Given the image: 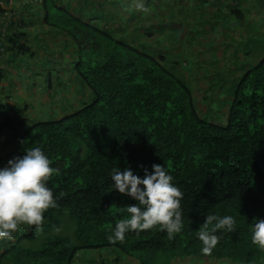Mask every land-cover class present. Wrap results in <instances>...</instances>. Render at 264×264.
Returning <instances> with one entry per match:
<instances>
[{
	"label": "trees",
	"instance_id": "obj_1",
	"mask_svg": "<svg viewBox=\"0 0 264 264\" xmlns=\"http://www.w3.org/2000/svg\"><path fill=\"white\" fill-rule=\"evenodd\" d=\"M60 1L42 0L38 5L14 0L10 8V0H0V17H5L0 19L5 30L0 32V48L13 62L35 54L29 37L31 25L37 24L35 7L44 10L42 16L51 27V9L67 14ZM86 1L75 0V6H84ZM19 4L20 11L16 10ZM83 24L82 33L75 29V37H83L74 45L75 50L90 51L89 61L84 72L76 71L90 90L91 100L70 114L37 123L26 115L27 108L18 110L5 103L0 110L4 115L0 120L4 132L0 135V168L23 157L27 148L40 147L51 166L59 169L47 181L56 207L45 214L68 210L76 220L81 245H72L63 236L46 238L14 264L82 262L83 250H105L106 255L98 257L99 264L155 260L156 264H264V250L251 242L252 224L264 219V54L252 49L243 55L256 60L225 78L231 88L224 101L226 112L216 106L221 114L204 116L192 87L175 75L177 63L168 60L167 54H149L125 38L121 42L117 28L108 29V23L107 31L92 27L91 33L86 31L89 25ZM151 30H147L148 39L156 34V29ZM5 72L0 71V82L9 78ZM3 141L10 150L3 148ZM154 164L166 167L183 194L182 231L170 237L156 226L139 234L126 233L123 242L110 243L108 235L128 215L125 207L135 203L115 191L111 170L130 168L143 178ZM207 215H230L236 224L231 232L215 233L219 243L206 256L198 232ZM33 227L1 245L0 264L14 254L17 244L32 237Z\"/></svg>",
	"mask_w": 264,
	"mask_h": 264
},
{
	"label": "rangeland",
	"instance_id": "obj_2",
	"mask_svg": "<svg viewBox=\"0 0 264 264\" xmlns=\"http://www.w3.org/2000/svg\"><path fill=\"white\" fill-rule=\"evenodd\" d=\"M89 1L91 0H87L84 3V6H75V4L72 3V0H63V6L67 11L65 16H62L58 12L56 13L55 9H51L49 24L51 27L41 29L42 31L48 32L45 36L42 35L44 38L37 35H34L33 37L29 36L34 45L32 51H40L35 58L36 64H29L26 67L16 66L19 71L22 70L27 73L24 77H15L12 75L13 70L17 69L12 68L13 70L11 69L9 78L7 77L5 81L2 82L3 84H1V86L3 85L6 88V92H8L11 97H14V94H18L19 96L25 94V97L23 98L26 100V103L30 104V111L26 114H29V118L33 123L58 119L59 116H61V112L64 114H70L71 108L78 107L80 109L85 103L91 100L90 90L86 84L80 81V77L77 76L76 71V69L80 72L85 71L86 64L89 61V54L87 52L90 51L87 49L81 51L78 49L75 50L76 45H74V43H76V40L83 37L81 36L82 34L75 37L76 28L78 34H80L82 33V30H84V27H86L83 23H86L89 25V30L86 31H88L87 33H91L92 27L104 28L108 23L109 29L110 26L112 27V24L113 26L118 27V22L121 23V21H124L122 22L123 26H120L123 32H129L133 28L135 31H141V33L145 35L148 32L147 30L155 28L152 23L149 26L148 20L160 18L158 17L160 15L159 8L155 9L152 14H150L151 10L147 7H156L155 2H157V0H149L147 2H143L144 0H142V2L145 3V10H138L136 8V4L141 2V0ZM24 2L29 3L28 0ZM100 4L102 5L101 7H99ZM168 5L169 4L167 3V5L162 8L166 9L168 8ZM20 6L22 5H17L16 10L20 11ZM149 14L150 16L148 17ZM41 22L43 26L46 25L45 18H42ZM166 22H169V20L160 19V25ZM169 23H167V26ZM140 26L142 30L140 29ZM117 33L118 31L116 32V35ZM47 37L50 38L49 42L46 40ZM158 38L159 35L156 34L155 39L158 40ZM119 39L121 42H125L124 37ZM128 40L133 42V37L128 38ZM142 41V39L138 38L139 44H141ZM249 42L253 43L252 40L245 41L243 46L245 47ZM104 44L105 43H103V46ZM259 44H261V41H259ZM258 47L264 50L260 45ZM161 52L162 51L159 49L157 53L160 54ZM242 52L246 53V51ZM259 52L263 53V51ZM153 54L156 55L155 53ZM1 57L2 56H0V58ZM26 60L29 61V59ZM190 61L191 57L181 54L179 57V64L174 67L172 66L177 77L183 80V76L180 73L181 69H186L188 64L191 65ZM233 66H240V64H234ZM225 81L226 79L224 76L220 79L216 78V87H220V85L223 87ZM187 83L189 84V81H187ZM227 89L228 91H231V88ZM19 100L18 105L24 106L25 103L21 102V97ZM206 104V102H200L199 106L203 110H209L210 107H207ZM44 215L46 216L39 228L32 226V237L17 244L14 254L11 255V257L4 259L3 264H14L15 259H18L20 256H25L32 249L39 248L46 238L50 237L63 236L67 241L72 243V245H81V242L76 238V220L70 216L68 210L61 213L56 211L52 214L47 212V214ZM20 226L12 234L14 238L21 236L20 233L22 230L24 234L29 230L30 232L32 230L29 225L21 224ZM6 242H13V238L7 237L5 240L1 237L0 247L2 244H6ZM2 250L3 248H0V252H2ZM80 254L81 259L79 260L82 262L74 260L72 264H99L98 262H100V259L98 257H104L106 251L100 250L95 252L83 250ZM156 263L155 260L150 261L148 264Z\"/></svg>",
	"mask_w": 264,
	"mask_h": 264
},
{
	"label": "clouds",
	"instance_id": "obj_3",
	"mask_svg": "<svg viewBox=\"0 0 264 264\" xmlns=\"http://www.w3.org/2000/svg\"><path fill=\"white\" fill-rule=\"evenodd\" d=\"M147 1L149 0L143 2ZM217 1L212 0V2ZM143 2L141 0L136 4L138 10H145V3ZM147 7L151 10L150 14L157 9V7ZM120 24L118 27L112 24L110 29L117 28L118 35L121 37L119 33ZM166 27H169V24ZM165 28L162 35L166 38L152 41L153 38L148 39L146 33L143 37H139L143 40L141 44L135 37H133V42L128 38L125 39L152 55L160 49L162 51L160 54H167L168 60L173 61L169 54L172 53L175 46L177 48L178 43L183 42V38L176 36L175 41L174 38L167 36L173 29L167 31ZM140 29L142 30L141 26ZM138 32L141 33V31ZM156 34L160 35L158 32ZM176 34H179V31ZM141 35L143 34L141 33ZM3 55L6 53L0 54V56ZM174 62L178 65L179 59ZM172 63L169 67L173 65ZM229 85V83H224L223 87L213 85L211 88L217 89V94L212 96L213 99L208 98L209 96H206L205 100L197 99L198 105L200 102H206V106L210 107L209 110L200 108L202 115L218 116L226 112L225 103L219 101V95L222 94L220 91L225 92V88H229ZM195 97L198 98L196 95ZM216 106H221V113L215 108ZM77 109L78 107L75 108V110ZM3 117L4 115L0 113V120ZM3 134L4 132L1 131L0 135ZM10 147L8 143L3 141V148L10 150ZM152 169L151 173L145 171L143 178L136 175L130 168L124 170L113 168L111 170L110 178L113 181L112 186L115 191L132 198L135 203L125 207L128 215L121 219L115 225L112 233L108 235L107 239L110 243L123 242L126 233L135 232L139 234L156 226L162 227L170 237L182 231L183 213L180 201L183 194L173 183L174 177L166 167L154 164ZM57 172L59 169L51 166L48 155L40 147L27 148L23 157H16L8 161L7 166L0 168V237H11L21 224L36 226L37 228L42 225L45 212L56 207V199L53 191L48 187L47 181ZM235 224V218L230 215H207L204 226L198 232V239L203 245L202 254L210 255L217 246L220 237L215 233L218 230L231 232ZM208 225H213L211 231L206 230ZM251 242L264 250V219H258L252 224Z\"/></svg>",
	"mask_w": 264,
	"mask_h": 264
},
{
	"label": "crops",
	"instance_id": "obj_4",
	"mask_svg": "<svg viewBox=\"0 0 264 264\" xmlns=\"http://www.w3.org/2000/svg\"><path fill=\"white\" fill-rule=\"evenodd\" d=\"M62 2L63 0L60 1V3ZM72 3L75 4V0H72ZM167 3L169 4L168 8L163 9L162 7H165ZM155 4L160 9V15L158 16L160 18L149 19L148 22L155 23L154 29L160 33V39L166 38L162 35V31L169 22V27L165 29L167 31L173 30L167 36L174 38L175 41L176 36L183 38V42L178 43L177 48L175 46V49L169 55L173 61L179 59L181 54L191 57V65H187V70L183 69V77L185 76L184 78L189 81V85L198 97L197 99L205 100L206 96L213 99L212 96L217 94V89L211 87L216 86V78L236 75V71L241 70L243 66L255 62L256 58L247 57V55L244 56V59L240 58V55H245V52L242 51H246V53L250 51L249 54H251L252 49H259L255 52L263 51L261 54H264V50L258 47L260 45L264 48V0H218L217 2H212V0H157ZM43 12L44 10L41 7H35L34 22H37V24H35L36 26L31 25L30 37L34 35L42 37V35L45 36L48 33L41 30L46 27L50 28V26L42 25ZM160 19H166L169 22L160 25ZM120 26H123V24L121 23ZM177 31H179V34H176ZM119 33L124 38L135 37L138 39L144 36L139 32H134L133 28L129 32H123L120 27ZM155 35L152 34V41L157 40ZM46 40L49 42L50 38L47 37ZM250 40L253 43L249 42L244 47L243 43ZM259 41H261V44H259ZM33 53L35 54L29 61L26 60L28 59L26 56L19 57L16 60L18 65L12 61L8 54L3 55L0 58V71H6L5 74H10L11 69L17 68L16 66L26 67L29 64H36L35 58L40 51H34ZM241 62L245 63L240 66H233ZM20 72H22V77L27 75L25 71H19L18 68L13 70L12 75L17 76ZM4 81L5 78L0 82V110L5 103H10L14 104L18 110L27 108V112L30 111V104L26 103L23 98L25 94H21V96L14 94V97L9 96L6 88L3 85L1 86ZM227 88H225V92L220 91L222 94L219 95V101H226ZM20 97L21 102L25 103L24 106L18 105ZM74 111L75 107L71 108L70 112ZM26 115L29 117V114ZM64 115L66 114L61 112V116Z\"/></svg>",
	"mask_w": 264,
	"mask_h": 264
},
{
	"label": "built area",
	"instance_id": "obj_5",
	"mask_svg": "<svg viewBox=\"0 0 264 264\" xmlns=\"http://www.w3.org/2000/svg\"><path fill=\"white\" fill-rule=\"evenodd\" d=\"M23 1H26V0H23ZM28 1H30V2H32V3H34V4H38V5L42 3V0H28ZM214 1H217V0H214ZM13 3H14V0H10V4H9V7H10V8H11V6H12ZM2 6H3L4 8L7 7L5 3H3ZM7 16H9V14H7ZM0 19H2V20L4 21L5 17H0ZM1 24H2V23H1ZM4 31H5V30H4L3 27L0 25V32H4ZM2 37H4V35H3ZM2 37H1V38H2ZM0 41H1V40H0ZM3 53H5L4 48H0V54H3ZM0 134H1V129H0Z\"/></svg>",
	"mask_w": 264,
	"mask_h": 264
}]
</instances>
